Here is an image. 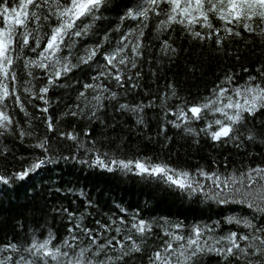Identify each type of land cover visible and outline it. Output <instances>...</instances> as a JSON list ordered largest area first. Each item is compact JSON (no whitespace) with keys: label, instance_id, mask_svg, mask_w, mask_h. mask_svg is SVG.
I'll list each match as a JSON object with an SVG mask.
<instances>
[{"label":"snow or ice","instance_id":"1","mask_svg":"<svg viewBox=\"0 0 264 264\" xmlns=\"http://www.w3.org/2000/svg\"><path fill=\"white\" fill-rule=\"evenodd\" d=\"M119 7L116 0H19L18 4L0 0L4 25L0 27V157L11 154L15 158L14 147L6 143L10 137L39 153L22 165V171L0 175V183L25 181L59 158H77L81 164L109 173L120 171L142 179H158L190 200L197 198L229 209L238 206L244 214L196 224L187 231L182 222L165 220L160 225L162 235H157L152 222L138 213L129 217L121 208L123 215L97 221V229L87 227L82 220L75 222L67 238L57 243H53L56 238L51 233L47 238L38 239L33 233L27 241L9 242L0 247V264H129L134 256L144 255L150 240H159L160 244L151 245L155 250L148 255V264H203L209 255L218 257V264H264V164L230 167L225 157L222 165L213 160L211 166L198 164L192 170L148 156L118 158L97 147L101 141L92 130V125L101 126L105 132L116 127L102 115L113 105L117 112L134 115L138 128L146 130L145 109L158 107L163 122L157 140L163 137L162 147L171 141L168 125L196 145L203 138L213 147L231 146L241 151L248 145L264 146V120L260 119L264 116V63L242 85H236L238 73H226L212 95L200 102L181 98L174 83L167 85L159 102H121V96L130 90L141 89L143 65L152 63L145 59L150 45L143 42L150 14L166 17L155 25L156 39L180 25L201 47L207 45L215 54L234 56L239 61V51L232 50L234 39L254 44L253 37H259L264 45V28L258 30V25L264 24V0H143L135 9L125 6L122 14L117 12ZM113 12L121 24L130 19L137 22L136 27L122 32L119 25L106 24ZM113 32H119V37L113 39ZM171 40L169 34L161 41L160 51L175 62L184 50ZM18 62H22L25 77L24 96L20 94ZM85 69L89 79L76 89L75 103L60 110L59 101L54 102L52 96L58 89L72 87L74 73ZM151 75L155 78L157 72L151 71ZM34 81H40L41 86ZM69 116L86 120L88 126L81 131L75 126L70 131L61 129L60 120ZM41 124L44 132L40 131ZM146 139L151 142L153 137ZM62 144L88 158L73 152L57 155L56 149ZM60 211L67 212L71 222L74 213L65 208ZM224 225L235 230L229 227L225 231Z\"/></svg>","mask_w":264,"mask_h":264},{"label":"trees","instance_id":"2","mask_svg":"<svg viewBox=\"0 0 264 264\" xmlns=\"http://www.w3.org/2000/svg\"><path fill=\"white\" fill-rule=\"evenodd\" d=\"M18 2L19 0H15V3ZM116 3L120 5L117 12L122 14L125 6L135 9L138 3H143V0H116ZM150 15L152 18L149 28L145 30L143 42L145 45H150L145 52V59L152 60V63L143 65L141 89L130 90L127 95L121 96V102L130 105L141 102L146 104L150 99L159 102V96L169 83L176 85L181 98L187 97L191 102H200L203 98L212 95V89L226 73H238L236 85H242L249 75L255 74V68L264 63V45L259 42V37H253L254 44H245L240 39L233 40L232 50L240 53V60L237 61L234 56L215 54L207 45L201 47L198 41L187 37L180 25L173 26L174 32L164 33L156 39L155 25L166 17ZM107 23H111L113 27L119 25L122 32L135 28L137 24L130 19L124 20L121 24L116 12L110 15ZM3 26V20L0 18V27ZM259 28H264V24L258 25V30ZM197 30H200L199 26ZM169 34L172 36L170 42L184 50L175 62H170L160 51L161 41L167 39ZM119 35V32H113L112 38H118ZM27 54L35 57L34 53ZM18 66L21 67V72L18 73L21 80L20 94L24 96L25 77L22 73V62H18ZM245 67L249 69L248 72L243 71ZM151 71L157 72L155 78L152 77ZM37 74H40L38 70ZM74 77L71 82L72 87L58 89L52 96L54 102L59 101L60 110H66L65 105L71 106L75 103L76 89L89 79L88 70L77 71ZM77 80L80 83H77ZM34 83L37 87L41 86L40 81ZM118 91L122 93L123 89ZM146 92L148 95H145ZM169 103H180V101ZM50 111L58 115L53 108H50ZM102 115L109 124L114 123L116 127H109L105 132L101 126L92 125L93 136L101 141L97 147H102V151H109L118 158L148 156L154 160L166 161L172 166L192 170L198 164L211 166L213 160L222 165L225 157L228 158L230 167L264 164V146L248 145L246 150L241 151L231 146L213 147L211 142L203 138L199 145H196L192 143L190 137H185L182 131L172 128L171 125H168L167 132L171 141L167 147H162L163 137L157 140V132L163 122L158 107L145 109L146 130L138 128L136 117L131 113L115 111V105L109 107ZM20 118H23L22 113ZM260 119L264 120V116ZM73 126L77 131H81L88 126V122L71 116L60 120L59 127L65 131L72 130ZM39 128L41 132L45 131L42 124ZM146 136L153 137V140L148 141ZM6 143L10 148L14 147L15 158L11 154L7 158L0 157V175L10 176L12 172L22 171V165H26L34 155L39 154L38 151L34 152L33 149L20 144L14 137L7 138ZM117 145L120 147L117 148ZM70 152L88 158L87 154L76 153L66 144L56 149L57 155H69ZM252 153L256 154L251 155L250 158ZM89 202L91 207L88 206ZM61 208L74 213L71 222L67 212H61ZM121 208L127 211L129 217L138 213L140 217L152 222L156 226L157 235H162L160 225L165 220L173 223L182 222L187 231L193 225L212 224L216 220H223L225 216L243 215L245 211L238 206L229 209L211 202L202 203L197 198L190 200L169 190L158 179H142L137 175L120 171L109 173L81 164L77 158L68 161L59 158L56 163L45 165L33 178L12 181L8 185L0 183V247L9 242L27 241L33 233L38 239L47 238L48 233H51L56 238L53 243H57L67 238L68 229L72 228L75 222L82 220L87 227L97 229V221L107 222L112 217L119 218L123 215L120 212ZM229 227L235 230L234 226L229 225H224L223 230L226 231ZM152 244L158 247L160 241L150 240L144 255L134 256L129 264H148V255L155 250ZM218 259L214 255H209L205 257L203 264H218Z\"/></svg>","mask_w":264,"mask_h":264}]
</instances>
